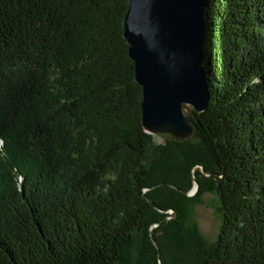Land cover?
<instances>
[{"label":"trees","instance_id":"trees-1","mask_svg":"<svg viewBox=\"0 0 264 264\" xmlns=\"http://www.w3.org/2000/svg\"><path fill=\"white\" fill-rule=\"evenodd\" d=\"M128 3L0 0V264H264V0H206L209 102L158 147ZM206 193L210 245L189 220Z\"/></svg>","mask_w":264,"mask_h":264},{"label":"water","instance_id":"water-1","mask_svg":"<svg viewBox=\"0 0 264 264\" xmlns=\"http://www.w3.org/2000/svg\"><path fill=\"white\" fill-rule=\"evenodd\" d=\"M206 0H129L123 38L141 88V125L147 134L193 135L188 117L209 102L203 68V12ZM185 113L188 116H185ZM198 190L194 187L186 196Z\"/></svg>","mask_w":264,"mask_h":264},{"label":"rangeland","instance_id":"rangeland-1","mask_svg":"<svg viewBox=\"0 0 264 264\" xmlns=\"http://www.w3.org/2000/svg\"><path fill=\"white\" fill-rule=\"evenodd\" d=\"M185 116H188V114L185 113ZM170 137L174 138V136L168 132L154 133L152 134L153 145L156 147L164 146L165 141L170 139ZM188 139H193V136L191 135ZM190 191L188 193H190ZM195 194L189 198H193ZM219 206L218 198L214 193L203 194L198 203H191L190 205L189 220L197 226L200 235L208 245L214 243L218 236L221 225V216L218 212ZM167 213L170 217H173L172 211H168Z\"/></svg>","mask_w":264,"mask_h":264},{"label":"bare ground","instance_id":"bare-ground-1","mask_svg":"<svg viewBox=\"0 0 264 264\" xmlns=\"http://www.w3.org/2000/svg\"><path fill=\"white\" fill-rule=\"evenodd\" d=\"M1 147H2V142L0 141V149H1Z\"/></svg>","mask_w":264,"mask_h":264}]
</instances>
